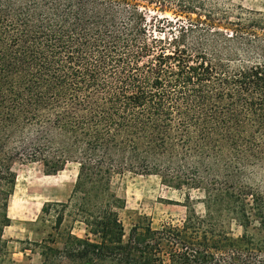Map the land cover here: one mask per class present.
<instances>
[{"label":"trees","instance_id":"obj_1","mask_svg":"<svg viewBox=\"0 0 264 264\" xmlns=\"http://www.w3.org/2000/svg\"><path fill=\"white\" fill-rule=\"evenodd\" d=\"M0 0V264L14 164L77 166L55 210L85 228L38 244L41 264H264V13L227 0ZM194 15V18L191 16ZM166 23V26H165ZM129 172L185 195L178 226L139 219L127 236L111 189ZM241 233L235 236L231 226ZM53 227L52 229L56 228Z\"/></svg>","mask_w":264,"mask_h":264},{"label":"rangeland","instance_id":"obj_2","mask_svg":"<svg viewBox=\"0 0 264 264\" xmlns=\"http://www.w3.org/2000/svg\"><path fill=\"white\" fill-rule=\"evenodd\" d=\"M230 4L241 6L247 10L264 13V0H227ZM147 18L156 17L170 22L173 28L186 23V18L174 8L167 11L154 9L145 0ZM195 16L192 15L191 18ZM166 26V23H165ZM16 180L14 191L8 202L7 216L10 223L3 230L9 258L15 264H41L42 258L38 247L48 235L54 239L53 247L63 250L65 238L71 232L73 236L85 238V228L74 222L72 217H64L60 227L55 226L56 212H41L44 205L66 203L73 189L77 166L68 164L63 171L56 175H44L39 164H14ZM244 182L259 192H264V169L246 172ZM111 189L124 202V208L119 210V219L123 225L125 236L139 219L146 218L153 229L163 226H178L185 217L183 207L185 195L194 202L196 212L203 214L200 203V191L175 190L161 184L158 177L142 176L125 172L116 174L111 180ZM53 227H56L52 229ZM235 236L241 233L240 227L231 226Z\"/></svg>","mask_w":264,"mask_h":264}]
</instances>
